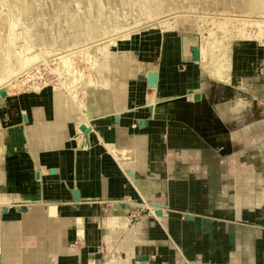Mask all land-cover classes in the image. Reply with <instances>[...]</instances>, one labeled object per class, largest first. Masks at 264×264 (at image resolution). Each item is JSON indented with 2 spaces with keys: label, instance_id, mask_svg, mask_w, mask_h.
Instances as JSON below:
<instances>
[{
  "label": "crops",
  "instance_id": "crops-1",
  "mask_svg": "<svg viewBox=\"0 0 264 264\" xmlns=\"http://www.w3.org/2000/svg\"><path fill=\"white\" fill-rule=\"evenodd\" d=\"M188 31L132 33L84 87L0 98V264H264L263 47L225 84Z\"/></svg>",
  "mask_w": 264,
  "mask_h": 264
},
{
  "label": "rangeland",
  "instance_id": "rangeland-1",
  "mask_svg": "<svg viewBox=\"0 0 264 264\" xmlns=\"http://www.w3.org/2000/svg\"><path fill=\"white\" fill-rule=\"evenodd\" d=\"M212 1L214 0H211V2ZM217 1L220 2L217 7V13H223L227 12L228 10H232L234 12L231 14L233 16H238L236 13L238 9L230 4L234 0ZM199 2L200 0H98L96 5L98 8L97 10L94 8L95 5L92 4V0H0L1 55L5 53L4 50L8 49L18 54L20 63L28 59L29 56L32 59V64L27 67V71L25 70L26 75H23L22 73L14 74V76L12 75L13 77L9 81L11 85L5 86V92L8 90L9 92L7 93L9 95L12 92H19L22 90H38L44 85H51L53 87L56 86L58 90H61L63 89L61 83H67L68 79L70 78L68 76H72V73L68 71L70 70V65H72L75 69V73H79L76 74V76H79L77 81H80V79L84 81L86 76L89 77L92 75L91 73L93 67L100 60V58L115 45V43H112L114 42V38L124 34L135 33L138 31V29L139 31L145 30L147 29L145 27L148 26L156 27L159 25L157 26L158 28L151 29L164 31L169 26L166 23L167 20L172 22V18L182 10L189 13L192 9V11H194ZM205 3H208L207 0ZM29 7L32 8L30 11L27 10ZM205 7L207 9H202L201 7L200 9L207 12H214L211 5H205ZM20 10H23V12L18 14V11ZM212 15H215V13H212ZM259 17H253L254 19H259V21L256 22L257 26L255 23L251 24V27H249V25L245 26L243 24V27H241V24H237L236 27L242 28V32L236 27H232L233 24L229 25L230 28L227 24V29L235 32V36H233L231 40L233 39L234 42L238 36L240 37L236 39V41L239 39H243V42L257 40L256 42H259L261 48L263 47L264 50V14L259 15ZM191 18L193 17H189V19H185L178 24V26L182 25L187 28V30H189V35L199 36V34H197L198 29L196 28L198 22L200 23V26L204 25L206 29H214V32H216L217 36L221 35V32L216 30L217 26L215 25V22L214 24L212 23L213 20L211 18H207L204 23ZM94 21L101 22L103 24L102 27L105 30L103 37L106 36L105 40L109 39V42L106 43L108 45H104L107 46L106 48L104 46L91 47V45H94V42L90 43L89 40L91 39L89 36H87L86 32L89 28V23ZM75 27L84 28L85 30L79 35V39L81 40L75 41V39L78 37L75 33H73L75 31ZM244 32H246V36L250 39L246 38L247 40H245L241 37L239 33ZM78 50L81 52L76 54L74 51ZM70 51L74 52V54ZM67 53L72 54H70L71 57L68 59L71 62H66V64L70 62L67 64V67L68 65L70 66L68 69L65 67L66 64L64 62L62 63L65 65L61 63L63 67L58 64V61H60V58L58 57ZM89 54L90 56L87 57ZM22 57H24L25 60ZM81 72L83 73V76H80ZM257 72L259 74L261 73L260 77L262 80L260 81L264 82V61L259 67H257ZM68 73L71 74L68 75ZM73 76L75 75L73 74ZM88 80L90 81V79ZM224 92H227V94L231 95L234 91L233 89H228L224 90ZM241 94L243 95H240L242 98L247 97L250 99L251 97L249 94L244 92Z\"/></svg>",
  "mask_w": 264,
  "mask_h": 264
},
{
  "label": "bare ground",
  "instance_id": "bare-ground-1",
  "mask_svg": "<svg viewBox=\"0 0 264 264\" xmlns=\"http://www.w3.org/2000/svg\"><path fill=\"white\" fill-rule=\"evenodd\" d=\"M75 1H77V0H75ZM81 1H87V0H81ZM205 1L206 0H200L199 4H198V6H196L195 10L192 11L193 10L192 9L190 13L186 12L184 10L180 11L179 13H177L172 18L173 19L172 22L171 21L169 22V20H167V21L165 20L166 23L169 25V26L167 25L168 28L165 29V30L176 29L180 22H182L185 19H189V17H193L191 19L196 20V21H201L202 23H204L207 18H211L213 20L212 23L214 24V22H215V25L217 26L216 30H219L221 32V35L217 36L216 32H214V29H211V28H207L206 29L204 25L200 26L199 25L200 23L198 22L196 28L198 29V33L197 34H199V36H193V35H189V34L188 35H184L183 38H182L183 39L182 40L183 41V43H182L183 47H182L181 50H183L182 52L184 53V55H186V54L190 53L189 50H190L191 46H193V45L194 46L195 45L198 46L199 49H200V58H201V61L199 63H200V67H201V72H202V74L204 76H206V77H208V78H210L212 80H215L217 82H221V83H225V84H231V85H239V83H240V51H241V49H242V47H243V45L245 44L246 41L243 42L244 41L243 39H242L243 41L241 39L236 41V39H238L240 37V36H238L235 39V41L233 42V39L231 40V38L233 36H235V34H234L235 32H233L232 30H228L226 25L228 24V26H229L230 24H233L232 27L233 26L236 27L237 24H241V27H243L242 26V24H243L245 26L249 25V27H251L250 25L255 23V25L257 26L256 22L259 21V19H254L253 17L257 16V18H258L259 15L264 14V0H241V1H235L234 0L230 4H232L233 6H235L238 9L237 12L235 11L238 14V16L237 15L233 16L231 13H233L234 11H232V10H228L227 12H223V13L222 12L217 13L218 12L217 7H218V4H220V2L217 1V0H214L212 2H211V0H207L208 3L206 4ZM97 3H98V0H92V4L95 5L94 8H96L98 10V8L96 7ZM167 4H169V3H167ZM117 5H119V4H117ZM205 5H209V6L211 5L212 6V10L214 12H207V11L201 10L200 7L202 9H207L205 7ZM167 8H169V7H167ZM31 9H32L31 7L27 8L28 11H30ZM22 12H23V10H20V11H18V14L19 13L21 14ZM212 13H215V15H212ZM208 14H211V15H208ZM260 19H262V18H260ZM208 21H209V19H208ZM161 22H163V21H161ZM160 24H162V23H160ZM102 26H103V24L101 22H97V21L89 23V28L87 29L86 34L91 39V40H89L90 43L94 42V45H91V47H97V46H99V47L102 46L103 47L104 45H108L106 43L109 42V39L105 40L106 36L103 37V34L105 33V30L103 29ZM157 26H159V25H157ZM157 26L156 27L155 26L154 27L148 26V27H145V28H147V29L158 28ZM229 28H230V26H229ZM147 29H145V30H147ZM237 29H239V31L242 32V28H237ZM83 31H85L84 28L75 27V31L73 33H75L78 36L75 39V41L76 40L77 41L81 40V39H79L80 38L79 35ZM137 32H139V29H138ZM206 32H207V34H206ZM245 33L246 32L239 33V34L241 35L242 38L247 40L246 38H249V37H247L246 36L247 34H245ZM129 35H131V34L120 35V36L114 38V42H112V43H116L117 41H119V40H121V39H123V38H125V37H127ZM228 37H230V38H228ZM250 37H252V36H250ZM111 40H112V38H111ZM256 41H251V42L254 43ZM256 43L258 45H260L259 42H256ZM85 44H86V42H85ZM88 45H89V43H88ZM86 46H87V44H86ZM78 47H79V45H78ZM104 47L106 48L107 46H104ZM91 50H92V48H91ZM58 51L60 52L59 49H58ZM4 52L5 53L2 54V55L0 53V98H3L2 92H4L5 96L8 95L7 92H9V91L7 90V92H5L6 91L5 90L6 89L5 86H7V85L10 86L11 85V83L9 81L14 76V74L22 73L23 75L24 74L26 75L27 67H29V65L32 64L31 63L32 59L30 58V56H29V58L27 56H25L26 58H28L26 60L24 59V57H22L25 61L24 62L22 61L20 63L19 56H18L17 53H15L12 50H8V49L4 50ZM74 52L76 54H78L81 51L78 50V51H74ZM74 52H71V53L74 54ZM71 53H67L65 55L59 56L58 58H60L59 59L60 61H58V59H57L58 64L62 66V64L65 65L67 61H70L68 59L71 57L70 56ZM88 56H90V54L87 55V57ZM37 59H39V58H37ZM184 59H186V58H184ZM62 62H64L65 64L62 63ZM70 62H68L67 64H69ZM67 64H66L65 67L68 69V67L71 66L70 70H68V71L75 75L73 77L72 76H68V77L71 78V80H70V78L68 79V80H70L71 85L73 87H79V86L80 87L81 86L84 87V84H85L86 79H87L88 76H86V79L84 81L82 79H80V81L79 80L77 81L79 76H76V74L78 72L75 73L76 71L73 68V66L72 65H70V66L68 65V67H67ZM82 74L83 73L81 72L80 76H83ZM68 75H70V74L68 73ZM86 75H88V74H86ZM146 75H148V74L146 73ZM90 77H91V75L88 77V79ZM15 79H16V77H15ZM19 79H21V78H19ZM19 79H17V80H19ZM88 79H87V82H89ZM15 83H16V81H15ZM61 85H62L63 89H65L64 88L65 84L63 82L61 83Z\"/></svg>",
  "mask_w": 264,
  "mask_h": 264
},
{
  "label": "water",
  "instance_id": "water-1",
  "mask_svg": "<svg viewBox=\"0 0 264 264\" xmlns=\"http://www.w3.org/2000/svg\"><path fill=\"white\" fill-rule=\"evenodd\" d=\"M190 52H191V57H190V61L191 62H195V63H199L201 61V58H200V49L198 46H191L190 48ZM147 85L151 88H154L156 87L157 85V73L156 72H149L148 75H147ZM2 96L5 97V94L4 92H2ZM194 99H197L199 98L198 94H195L193 96ZM79 129L86 133L88 131V128H86V126L84 124L80 125ZM75 196H77L75 194ZM155 214L159 215L160 214V211L159 210H156L155 211ZM189 219L192 220L193 219V216H189Z\"/></svg>",
  "mask_w": 264,
  "mask_h": 264
}]
</instances>
